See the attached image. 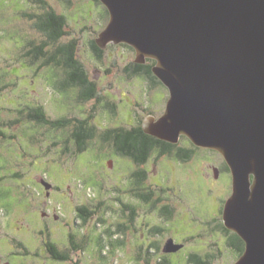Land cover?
Returning a JSON list of instances; mask_svg holds the SVG:
<instances>
[{"label": "rangeland", "instance_id": "374dc122", "mask_svg": "<svg viewBox=\"0 0 264 264\" xmlns=\"http://www.w3.org/2000/svg\"><path fill=\"white\" fill-rule=\"evenodd\" d=\"M46 1L49 7L0 0V264H189L192 253L234 264L239 254L223 226L222 206L233 190L224 156L186 136L172 152H152L145 165L118 153L106 130L130 128L150 111L161 115L169 90L128 71L135 49L111 44L96 56L92 41L106 26L104 5ZM49 8L68 25L45 50L77 39V58L98 84L94 101L80 99L77 87L61 91L67 69L35 56L33 46L46 39L35 16ZM36 107L71 121L56 127L31 120ZM75 118H88L96 130L83 153L72 141ZM180 147L193 150L187 162ZM79 206L91 216L80 217ZM170 238L184 247L165 252ZM49 242L70 258L53 259Z\"/></svg>", "mask_w": 264, "mask_h": 264}, {"label": "water", "instance_id": "95a60500", "mask_svg": "<svg viewBox=\"0 0 264 264\" xmlns=\"http://www.w3.org/2000/svg\"><path fill=\"white\" fill-rule=\"evenodd\" d=\"M100 1L110 19L97 45L125 43L136 63L155 59L169 90L163 113L143 119L145 132L224 156L233 190L223 221L245 241L234 264H264V0ZM184 245L170 238L164 251Z\"/></svg>", "mask_w": 264, "mask_h": 264}, {"label": "trees", "instance_id": "16d2710c", "mask_svg": "<svg viewBox=\"0 0 264 264\" xmlns=\"http://www.w3.org/2000/svg\"><path fill=\"white\" fill-rule=\"evenodd\" d=\"M34 1L39 3L42 7H49L46 0ZM96 1L104 5L100 0ZM104 8L107 15V25L110 19V12L105 5ZM35 17H37L36 26L45 34L46 39L40 45H34L33 51L35 52V56L38 57L37 59H42L41 61L43 65H63V67L67 69V78L62 84L61 91H67L69 87H77L78 96L83 101H89L97 97V82L92 80L88 76L84 66L77 58V39H72L59 44L55 48L54 52L45 50V47H47L49 44L59 42L66 35V28L68 25L67 17L61 13L56 12L52 8L47 9L44 14ZM122 45L130 47L133 50L135 49L134 47L125 43H122ZM92 49L98 58L103 57V54L106 50L100 48L95 40L92 41ZM156 63L157 61L151 58H148L147 63L145 64L136 63L135 61H133V63L129 65L128 71L133 75L144 76L147 79H151L154 83L165 86L153 72V66ZM28 118L37 122L39 121L46 124H52L56 127H64L71 121L70 119H66L64 117L62 119L52 120L46 115L41 107L34 108L33 112L29 114ZM83 122L85 139L83 143H81L77 147L78 153H83L89 145V140H91L96 135L95 127L88 124V118ZM142 123L143 120L141 124L132 126V128L122 127L108 129L106 130V135L104 136L113 142L118 153L133 159L136 163L141 164L146 163L149 160L152 152H154L155 150H158L159 153H169L172 152L173 147L178 146V144L161 140L156 136L146 133L142 126ZM0 134L5 137V134L2 131H0ZM192 151L190 156L192 155ZM177 154L180 159L184 160L181 147L179 148V152H177ZM226 170L230 171L228 165H226ZM137 181H142V178L139 177ZM77 211L79 212V216L84 219H86L87 216H91L92 214L91 211H87L86 206H79L77 208ZM223 226L226 231L231 232L230 245L236 249V252H238L240 257V255L245 250V241L236 232L227 229L224 223ZM47 245L48 251L51 253L53 259L63 261L70 258V254L67 251H60L57 244H55L54 242H49ZM169 263V261L166 262V264ZM188 263L212 264L210 259L204 258L197 253H192L188 256Z\"/></svg>", "mask_w": 264, "mask_h": 264}, {"label": "flooded vegetation", "instance_id": "af4514ba", "mask_svg": "<svg viewBox=\"0 0 264 264\" xmlns=\"http://www.w3.org/2000/svg\"><path fill=\"white\" fill-rule=\"evenodd\" d=\"M78 89V88H77ZM95 98H93L92 100L89 101H94ZM149 112V111H148ZM149 114H154L153 111H150ZM148 115V114H147ZM155 115V114H154ZM87 119V118H86ZM90 119V118H89ZM85 119L83 118H75L73 123L70 125L72 128L71 130V135L73 136L72 141L77 144V146H79L81 143H83L84 141V121ZM142 120L139 121L136 125L133 126H137L139 124H141ZM132 128V126L130 127ZM191 149H187V148H182V152H183V156H184V161L187 162L188 160H190V154H191ZM166 155V154H164ZM183 161V160H182ZM183 161V162H184ZM148 162V161H147ZM146 163H142L143 165L147 164ZM41 180L43 181V179L41 178ZM49 192V191H48ZM10 262V261H9Z\"/></svg>", "mask_w": 264, "mask_h": 264}]
</instances>
